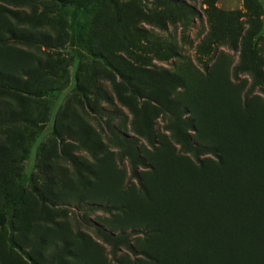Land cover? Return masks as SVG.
Returning a JSON list of instances; mask_svg holds the SVG:
<instances>
[{"label": "rangeland", "instance_id": "rangeland-1", "mask_svg": "<svg viewBox=\"0 0 264 264\" xmlns=\"http://www.w3.org/2000/svg\"><path fill=\"white\" fill-rule=\"evenodd\" d=\"M12 1L0 264H264V0ZM161 71L186 114L158 104L145 74ZM169 127L217 157L181 152ZM21 176L54 206L27 185L15 202Z\"/></svg>", "mask_w": 264, "mask_h": 264}, {"label": "trees", "instance_id": "trees-1", "mask_svg": "<svg viewBox=\"0 0 264 264\" xmlns=\"http://www.w3.org/2000/svg\"><path fill=\"white\" fill-rule=\"evenodd\" d=\"M4 1L6 3H13L12 0H0ZM62 2V1H61ZM14 18L16 16L13 14L12 15ZM114 71V70H113ZM120 80L129 88L130 93L140 97L139 92L135 89L133 80L125 76L117 71H115ZM149 77L151 79H154L155 86L158 88V97H157V102L158 104L165 110L166 113L168 114H177L179 111H182L183 113L186 114V109L182 108L181 106L177 105L173 100L172 97L175 94L177 89L182 88L183 83L182 81L177 78L174 75L169 74L166 71H161L159 73H146L145 74V81L146 83L148 82ZM2 84L6 83V78L0 77V83ZM147 85V84H145ZM3 88L7 89L8 87H3V85L0 84V89L2 90ZM171 132L172 138L176 141V143L179 145L180 151L191 155L193 158L198 160L201 156L203 155H212L214 157H217V152L214 148L211 147H206V146H200L195 144L188 133L181 132L179 129L173 128L171 129L169 127L168 129ZM192 131V129H191ZM139 158V157H138ZM140 160V161H139ZM140 162V165L145 167V163L141 158L138 159ZM134 178L138 180V174L137 170L133 169L132 171ZM27 185L31 188L33 194L37 197L38 201L41 204H48L51 206H54V203L48 201L42 193L37 190L36 188L32 187L30 184V180H28L25 176L20 177V187H19V192L15 198V202H19L22 198L24 186ZM187 233L191 234L193 238H199L198 235L200 231L188 227ZM112 241L114 243L119 244L120 246L123 247V249L127 250L131 255L137 257V256H144L146 258H149L146 254H142L141 252H138L131 244V240H129L127 237L124 235H119L118 237L113 238L111 237ZM22 255H24L32 264H35L29 256L26 254L25 251H20ZM120 251L117 249L115 253L112 255L113 258L116 257V253H119Z\"/></svg>", "mask_w": 264, "mask_h": 264}]
</instances>
